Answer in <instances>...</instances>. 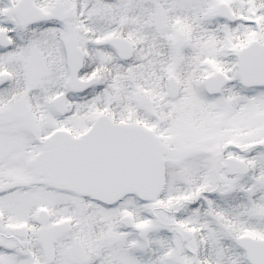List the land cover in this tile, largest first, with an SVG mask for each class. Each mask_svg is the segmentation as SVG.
<instances>
[{
  "label": "snow or ice",
  "instance_id": "obj_1",
  "mask_svg": "<svg viewBox=\"0 0 264 264\" xmlns=\"http://www.w3.org/2000/svg\"><path fill=\"white\" fill-rule=\"evenodd\" d=\"M0 264H264V0H0Z\"/></svg>",
  "mask_w": 264,
  "mask_h": 264
}]
</instances>
